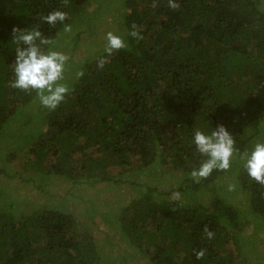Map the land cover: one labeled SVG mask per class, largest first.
Here are the masks:
<instances>
[{
  "label": "trees",
  "instance_id": "trees-1",
  "mask_svg": "<svg viewBox=\"0 0 264 264\" xmlns=\"http://www.w3.org/2000/svg\"><path fill=\"white\" fill-rule=\"evenodd\" d=\"M113 1L0 0V142L19 136L27 146L22 158L10 143L0 152V174L25 183V174H37L32 187L47 199L46 181L57 178L71 186L136 187L118 212L117 232L146 264H264L245 248L264 239V186L236 159L199 183L190 176L207 159L193 141L198 130L208 135L223 125L240 153L264 142V0H176L178 10L167 0L155 8L152 0H119L112 32L127 47L85 58L83 76L68 77L70 91L55 110L41 106L35 91L11 87L15 49L26 47L13 43L14 27L38 28L51 41L41 46L48 51L71 25L74 48L103 13L115 14ZM55 10L67 19L52 26L42 17ZM132 24L142 39L128 35ZM163 173L174 179L172 192L147 181ZM235 188L242 205L228 195ZM27 204L0 190V264H131L126 254L112 258L97 246L78 203Z\"/></svg>",
  "mask_w": 264,
  "mask_h": 264
},
{
  "label": "rangeland",
  "instance_id": "rangeland-1",
  "mask_svg": "<svg viewBox=\"0 0 264 264\" xmlns=\"http://www.w3.org/2000/svg\"><path fill=\"white\" fill-rule=\"evenodd\" d=\"M112 6L113 8L111 12L115 14H106V12L103 13L102 16L98 20H96L95 26L91 27L87 31H82V38L81 40H79V42H77V45L74 46V48H72V44L76 43L75 41H73V37H75L74 27H72L71 32H66V35L62 36L60 41L52 44V50L65 53L69 57V62L74 64L73 69H70V63V67H66L65 79L64 81H62V83H64L69 76H76V73L79 71V65L82 64V61L85 58L91 55L96 56V52H101L104 48L106 44V34L109 31L112 32V26L115 24L114 21L120 18L119 16H121L122 11L119 5V0L113 1ZM108 24L110 25L109 31L107 29ZM21 140L22 139H20L19 136L10 138L9 140V143L13 145L15 152L20 154V158L24 156V151L27 149L25 142H22L19 145L18 142H21ZM9 143H5V141L0 142V152H4L10 145ZM2 155L3 154L0 153V160ZM235 159L240 160L239 154L234 157V160ZM1 164L2 162L0 161V166ZM9 166L11 167H9V174L11 172H14L18 167L15 161L10 163ZM36 175L37 174H25V177H30V181L28 183H25L22 182V180H19L17 176L8 177V175L0 174V190L2 189L5 194L14 196V198L18 199L19 203L24 202V207H28V202L32 204L52 205L57 199L58 200L54 205H57V203L60 204L62 200H65V202L68 205L70 204V206H75L78 203L76 209L78 211L81 210L79 212V216L82 220L81 223L83 222L82 224L87 226L88 231L91 233V236L94 238L99 248H101L104 252L111 254L112 258H114L119 253H122L127 255L128 259L131 261V264H146L147 261L145 260V257H143V254H140L137 249L129 245H125L126 243H124L120 239V234L122 235V232L119 231V225L117 223L118 212H120L119 210L122 208V206L125 205V203L127 202L126 200L130 199L128 198V195L130 194L129 197H131L136 193V187L131 186L127 183L128 185H123L124 187L116 191L109 189V187H106V185L104 187V185L100 184H96L94 187L87 186L86 184L81 186H71L64 180H59L57 178V180L51 179L49 182L46 181L45 188L50 195H48L49 199H47L43 197L44 195L41 191L37 190L35 187L33 189L32 187L34 185L36 186L37 184ZM133 180V176L129 177V182ZM147 181H151L150 185L153 184L155 186H158L161 191L166 193L172 192V189H174L175 187L174 179L168 178L166 173H163L162 176L159 175V177H156L154 180L148 179ZM231 185H235L233 179L231 181ZM223 188L224 189H222V191L225 193L226 188ZM228 195H233V197H236L237 203L239 205H242L245 201V199L241 197V192L236 188L234 190L230 189ZM81 197H83V199L87 201L84 202ZM88 204L90 205L89 208H91L92 210L88 209V214H85V212H83V208L86 205L88 207ZM94 208L96 211L94 210ZM102 213L108 215L110 222L106 220L104 221L101 218ZM89 214L91 215L90 218L88 216ZM117 230L120 234L117 232ZM105 238L110 239L111 246L105 244ZM246 244V251L249 253L252 252L251 256L248 254L250 257L255 259L257 258L256 256L263 255L264 259V239H261L257 243H250L249 240L250 245ZM125 249L127 250L125 251ZM131 252L134 253L133 259L130 258Z\"/></svg>",
  "mask_w": 264,
  "mask_h": 264
},
{
  "label": "clouds",
  "instance_id": "clouds-1",
  "mask_svg": "<svg viewBox=\"0 0 264 264\" xmlns=\"http://www.w3.org/2000/svg\"><path fill=\"white\" fill-rule=\"evenodd\" d=\"M168 7L172 10H178L180 4L176 0H167ZM64 4H68V0H64ZM152 8L157 7V0H152L150 5ZM42 19L49 25L55 26L57 22H64L67 19V13L55 10L43 16ZM132 31L128 35L137 40L142 39L137 25L132 24ZM65 32H71V25L64 26ZM13 43L26 45V47H17L15 49L16 56L13 63L14 80L11 87L20 89L25 93L35 91L41 106L55 110L70 89L66 83H62L65 79V68L69 57L60 51L42 50V45H49L51 41L45 37L38 28L30 31H24L17 28L12 29ZM127 47L124 39L113 32L106 34V44L104 52L111 56L114 52ZM106 59L101 57L97 61V67L102 69L106 63ZM83 76L82 71L76 73V77ZM197 151L207 157L199 168L193 169L190 173L191 179L199 183L202 179H207L214 170L227 171L232 164L234 157L239 154L242 166L248 176L264 186V142H257L251 152L240 153L235 147V140L223 125H218L215 130L206 135L201 131H196L193 137ZM179 198V193H174ZM264 196V193H261ZM207 239H212L214 233L207 226L204 228ZM205 250L201 249L196 252V258L202 259Z\"/></svg>",
  "mask_w": 264,
  "mask_h": 264
}]
</instances>
